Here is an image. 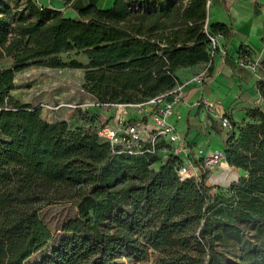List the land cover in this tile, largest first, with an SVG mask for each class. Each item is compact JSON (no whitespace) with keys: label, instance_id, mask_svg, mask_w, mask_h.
Returning a JSON list of instances; mask_svg holds the SVG:
<instances>
[{"label":"trees","instance_id":"trees-1","mask_svg":"<svg viewBox=\"0 0 264 264\" xmlns=\"http://www.w3.org/2000/svg\"><path fill=\"white\" fill-rule=\"evenodd\" d=\"M72 6L65 16L38 0H0V264H24L54 239L38 203L78 198V213L64 235L34 264H123L151 248L157 264H220L218 242L255 228L260 243L230 264H264V109L228 132L224 155L242 168L231 194L213 192L201 175L181 178L183 160H166L149 143L141 153L114 151L97 128L105 104L137 103L170 91L181 67L207 62L213 70L211 34L229 35L225 22L209 23L208 0H104ZM83 50L88 63L60 57ZM32 65L85 70L83 87L101 105L78 111L79 122L50 121L42 107L15 98V75ZM259 89L264 92V80ZM128 201L130 208H114ZM36 204V205H35ZM262 234V235H261ZM129 264V263H128Z\"/></svg>","mask_w":264,"mask_h":264},{"label":"crops","instance_id":"crops-1","mask_svg":"<svg viewBox=\"0 0 264 264\" xmlns=\"http://www.w3.org/2000/svg\"><path fill=\"white\" fill-rule=\"evenodd\" d=\"M38 1L62 10L65 16H78L76 8L72 6L75 0ZM90 1L80 0L79 2L84 5ZM114 1L104 0L103 7H111ZM208 6L209 23L225 22L230 28L229 35L222 32L217 34L220 48L214 55L213 70H209L207 62H199L177 70L181 82L187 85L184 87L182 100L169 117L180 135L190 145L192 164L199 163L201 157L216 148L224 149L229 131L221 123L223 113H226L231 120L234 118L241 122L248 118L250 107L261 106L263 97L258 83L264 80V0H210ZM51 68L63 71L75 67ZM206 69L209 74L203 81L194 79L197 74ZM83 72L85 77V70ZM91 95L94 97L93 94ZM207 99L214 100L215 105L210 106ZM94 100L95 97L92 101ZM94 108L99 112V124L107 120L109 115L102 112L103 106ZM129 108L127 118L139 119L143 116L137 107ZM72 115L70 121H80L77 113ZM169 150V145L158 150L161 159L155 163L156 166H160L166 160ZM230 167L226 158L223 159L215 166L210 181L219 182L228 175ZM239 176L240 170L238 178Z\"/></svg>","mask_w":264,"mask_h":264},{"label":"rangeland","instance_id":"rangeland-1","mask_svg":"<svg viewBox=\"0 0 264 264\" xmlns=\"http://www.w3.org/2000/svg\"><path fill=\"white\" fill-rule=\"evenodd\" d=\"M60 57L65 61L77 58L84 63L89 62L88 55L83 50L78 49L63 52L60 54ZM12 63L13 59L11 56L0 59L1 67H8L12 65ZM83 71L84 70L77 68H70L67 70L64 69L62 71L49 66L32 65L16 72V87L11 91V93L15 98L22 102H30L35 106L44 104L43 114L48 120L57 121L62 119H71L73 117L72 114L77 113L78 110L68 105H63L58 109L50 108L47 105L54 106L58 103H87L89 104L88 107H92V105L95 104L97 100L95 98V100L92 101L94 97L83 87ZM261 94L263 96L261 99V108L264 109V92H261ZM117 110L118 107L115 105H103L102 112L107 114V116L109 115L105 121L112 123V117L117 112ZM129 110L130 108L128 109V112ZM224 128L227 131H230L229 128ZM186 163L187 162L185 161L183 162V164ZM210 170L211 173H209L206 183L208 185H213L212 191L217 193L225 192L227 194H231L235 188V183H238L241 175H247V172L240 168V176L238 178L239 170L230 167L228 175L224 176L221 180H219V182H211L210 176L215 171V168ZM78 201V198H71L50 203L45 202L37 204L40 217L53 230L55 236L54 239L48 242L44 247L33 253L24 264L36 263L41 257L49 253L51 249L58 243L59 239L64 235V231L61 229L62 224L68 218L73 217L78 213ZM120 208L129 209L130 205L128 201L121 202L114 208L113 212H116ZM261 240H259L255 228L251 227L250 225H246L238 234L227 235L223 241L218 242L220 264L238 262L241 250L249 249L260 243ZM162 253L163 252L160 250L151 248L148 254L141 258L122 257L121 261L123 264H157L158 257Z\"/></svg>","mask_w":264,"mask_h":264},{"label":"built area","instance_id":"built-area-1","mask_svg":"<svg viewBox=\"0 0 264 264\" xmlns=\"http://www.w3.org/2000/svg\"><path fill=\"white\" fill-rule=\"evenodd\" d=\"M208 4H210V0H208ZM208 25L209 21H207ZM210 39V51L212 55H215L216 51L220 48L217 34H211ZM208 74V69H206L197 74L194 79L203 81ZM186 85L187 83L180 81L170 91L162 92L144 101L112 104L118 107V110L112 117V123L105 121L97 128L98 135L102 139L109 141L114 151H124L130 154L143 152L147 143L151 145L152 148L148 149L152 151H155V145L158 143L169 145V151L179 155L183 162H187L179 168L181 178H198L201 175L200 169H213L225 155L222 148H216L211 153L201 157L199 163L192 164L189 143L180 135L176 125L169 120L170 115L175 111L176 105L183 98V90ZM206 101L210 106L215 105V101L212 99H207ZM96 104L101 105L99 102H96ZM63 105H68L80 112H86L89 108V104L87 103H58L54 106H47L58 109ZM39 106L43 108L44 104H40ZM131 106L137 107L143 116L139 119L127 118L126 114ZM221 123L230 129L234 127L231 118L226 113L221 115Z\"/></svg>","mask_w":264,"mask_h":264},{"label":"bare ground","instance_id":"bare-ground-1","mask_svg":"<svg viewBox=\"0 0 264 264\" xmlns=\"http://www.w3.org/2000/svg\"><path fill=\"white\" fill-rule=\"evenodd\" d=\"M223 159H225V158H223ZM223 159H222V160H223ZM222 160H221V161H222ZM221 161H220V162H221ZM220 162H219V163H220ZM215 166H216V165H215ZM215 166H214V168H215Z\"/></svg>","mask_w":264,"mask_h":264}]
</instances>
